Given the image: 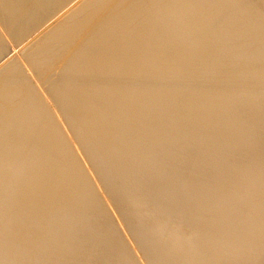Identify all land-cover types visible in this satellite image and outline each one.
<instances>
[{
  "label": "bare ground",
  "instance_id": "bare-ground-1",
  "mask_svg": "<svg viewBox=\"0 0 264 264\" xmlns=\"http://www.w3.org/2000/svg\"><path fill=\"white\" fill-rule=\"evenodd\" d=\"M35 1L0 0V264H264V0Z\"/></svg>",
  "mask_w": 264,
  "mask_h": 264
},
{
  "label": "rangeland",
  "instance_id": "rangeland-1",
  "mask_svg": "<svg viewBox=\"0 0 264 264\" xmlns=\"http://www.w3.org/2000/svg\"><path fill=\"white\" fill-rule=\"evenodd\" d=\"M41 0H36L35 2H34V4H38L39 2H40ZM79 1V0H78ZM48 2L49 3H52L51 5H53L54 4V2H56V0H48ZM91 0H80V2L79 3H81V5L83 6V7H86V6H91ZM7 2L5 1V3H3V6L5 5V6H7V4H6ZM44 9H51V6L50 7H44ZM86 11V10H85ZM15 15V13L14 12H9L8 13V17H12V16H14ZM42 15L40 14L34 21H37L40 17H41ZM33 21V22H34ZM27 25L28 24H26V27H27ZM37 31V30H36ZM88 31H90V32H92L91 30H88ZM41 34H42V31H38V32H36L34 35H33V38H31L30 39V41L33 43V48H35L36 50H38V46H39V44L38 43H43V42H46V43H50V44H52L53 42L51 41V39H47V40H45V39H42V38H39V36H41ZM37 52V51H36ZM57 66V63H56V65H53L52 66V68H55ZM46 181V183L48 182V181H53V178H49V179H46V180H44V182ZM36 183H38V179H36V177H34L33 179H31L30 181H29V185H32L33 184V186H35L36 185ZM32 194H34L35 196H38L39 195V191H35V192H33Z\"/></svg>",
  "mask_w": 264,
  "mask_h": 264
}]
</instances>
